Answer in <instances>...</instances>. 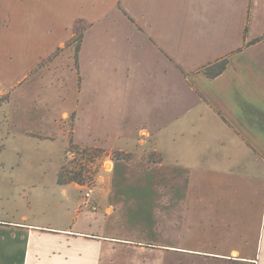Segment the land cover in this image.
I'll list each match as a JSON object with an SVG mask.
<instances>
[{
	"label": "crops",
	"instance_id": "0c3cea01",
	"mask_svg": "<svg viewBox=\"0 0 264 264\" xmlns=\"http://www.w3.org/2000/svg\"><path fill=\"white\" fill-rule=\"evenodd\" d=\"M10 15L19 16V36L3 51L12 82H0V98L46 60L72 58L85 100L99 112L83 119L95 124L112 117L121 128L120 143L104 149L134 152L146 134L161 160L149 165L139 152L132 163L113 162L98 177L106 194L118 166L160 174L161 180L126 186L161 191L147 212L162 222L192 223L194 235L107 234L115 207L99 221L85 212L92 206L74 198L80 185L55 178L54 197L31 200L30 212L25 191L37 188L23 186L7 205L0 198V264H130L123 250L134 264H178L180 255L202 264H264V0H0V31ZM226 57L224 73L204 75L205 66ZM13 123L10 114L14 138L44 142L56 135L49 119ZM5 154L0 151V172L15 173L1 161Z\"/></svg>",
	"mask_w": 264,
	"mask_h": 264
},
{
	"label": "rangeland",
	"instance_id": "374dc122",
	"mask_svg": "<svg viewBox=\"0 0 264 264\" xmlns=\"http://www.w3.org/2000/svg\"><path fill=\"white\" fill-rule=\"evenodd\" d=\"M6 21H8L6 29L0 31V82L6 81V87H8V84L12 82V65L6 67V56L3 51L6 52V48L13 45V39L18 41L19 16H6ZM81 31L78 30L72 42L76 50ZM3 36L6 38H2ZM33 60L27 57L28 67L34 64ZM28 75L29 80L26 84L11 89L9 93L1 97L9 96V101L6 102L5 99L0 101V151L6 150L5 158L1 161L5 163L6 168L15 167L16 169V172L11 174L6 171V175L0 172V198L6 199V205L7 199L12 202L13 198L18 196L16 192L22 193L23 186H26V189L37 188L25 191L27 195L24 202L25 209L30 212L31 200L40 199L45 202L52 196L54 197L52 195L54 188L51 187L56 178L59 185L73 183L82 187L83 191H74V198L85 200L86 187L92 186L94 188L92 200L94 199L97 208L91 209L93 213L89 210L85 212L99 221L104 219L108 206L115 207V213L107 218L105 226L107 234L117 232L122 236L135 239L133 237L146 233L152 234L153 240L159 238L163 232L171 240L182 233H184L183 237H193L192 223L162 222L160 218L147 212L156 196L161 195V191L151 188L144 192H130L126 186L141 181L150 182L151 179L161 180L160 174L149 175L137 172L133 174L126 166H118L112 175V193L106 194L103 184L98 182V177H105L113 162L132 163L137 159L136 157L141 155L140 153H143L142 159L149 165L157 164L161 160L155 153H152L146 141V134H142L139 138L134 152L115 151L110 154L104 149L120 143L118 136L121 128L116 125L112 117L109 120L97 117L95 124L90 123L88 119H83L84 114L91 112L92 115L94 113L99 115V112L95 111L94 106L85 100L82 76L72 58L65 56L46 60ZM10 114L13 125H21L26 119H49L56 135L44 142L31 139L35 135H28L29 137L24 139L14 138L9 131ZM121 154L128 156L130 160H118L117 157H121ZM26 168L44 169L45 173L25 174L24 171H18ZM56 169L59 170L57 176L55 175ZM55 197L60 198L58 195ZM132 205L137 209L134 214L131 212L134 208L131 207ZM23 209L21 205V210ZM138 215H142L139 216L143 219L141 224L137 222ZM80 217L82 220L85 218L84 215ZM89 222L96 224L93 218ZM92 226L96 228V225ZM125 253L126 251L123 250L121 255L123 261L130 262V264L136 263L132 254L129 256ZM137 256L142 257L139 254L135 255ZM180 256L184 259L178 264H202L195 257ZM259 258L258 256L257 259Z\"/></svg>",
	"mask_w": 264,
	"mask_h": 264
},
{
	"label": "trees",
	"instance_id": "16d2710c",
	"mask_svg": "<svg viewBox=\"0 0 264 264\" xmlns=\"http://www.w3.org/2000/svg\"><path fill=\"white\" fill-rule=\"evenodd\" d=\"M81 41H82V34L80 35V40L78 42L77 51L80 48ZM228 63H229V57H226L224 59L211 63L208 66H205L202 69V72L208 78L214 79L220 76L222 73H224V71L227 69ZM2 99H5L6 102L10 100L9 96H6V98H1L0 101H2ZM120 156L121 157L119 158L117 157L118 160H130L128 156H124L123 154H121Z\"/></svg>",
	"mask_w": 264,
	"mask_h": 264
},
{
	"label": "built area",
	"instance_id": "2783aa9c",
	"mask_svg": "<svg viewBox=\"0 0 264 264\" xmlns=\"http://www.w3.org/2000/svg\"><path fill=\"white\" fill-rule=\"evenodd\" d=\"M93 194H94V188L92 186H88L86 187V190H85V201H86V204L88 206H92L93 210H95L97 208L96 204H94L92 202V198H93Z\"/></svg>",
	"mask_w": 264,
	"mask_h": 264
}]
</instances>
